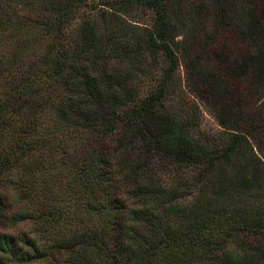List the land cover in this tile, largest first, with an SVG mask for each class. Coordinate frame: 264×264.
Segmentation results:
<instances>
[{
  "label": "trees",
  "instance_id": "obj_1",
  "mask_svg": "<svg viewBox=\"0 0 264 264\" xmlns=\"http://www.w3.org/2000/svg\"><path fill=\"white\" fill-rule=\"evenodd\" d=\"M103 3L65 49L21 61L3 81L0 209L2 176L21 172L9 182L22 208L14 218L32 232L0 233V264H264V0ZM134 5L153 14L136 48L127 33L138 24L127 15ZM75 6L22 26L62 47ZM102 17L113 22L102 28ZM16 21L10 0H0V30ZM132 63L154 81L145 97ZM176 87L194 99L179 111L168 105ZM199 105L222 135L199 130ZM51 114L68 129L54 130L63 145L47 165L36 138ZM67 142L75 154L61 149ZM154 156L177 170L176 182L159 179L165 163L152 164Z\"/></svg>",
  "mask_w": 264,
  "mask_h": 264
},
{
  "label": "rangeland",
  "instance_id": "obj_2",
  "mask_svg": "<svg viewBox=\"0 0 264 264\" xmlns=\"http://www.w3.org/2000/svg\"><path fill=\"white\" fill-rule=\"evenodd\" d=\"M70 1L73 0H12V2L10 0V3H12V6L14 7L16 13V22H18L19 25L10 29L5 26L3 27V30H0V56H4V58H2L5 62L3 66L4 70L0 73V90L4 87V80L9 81V79H13L12 77L14 75H17V70L19 68L18 63L21 64V61H23V64L29 66V64L33 63L34 59L44 57L48 53H52V50L54 52L55 50H62L63 48L65 49L67 47V44H69L71 38H73L74 34L76 33V29L81 25V23L90 16H97L99 12L102 11L104 4L103 2L118 1L119 3H121L122 0H74L76 2V6L71 16V20L69 24L64 28V30H62V47L57 46V43H54L52 38H50L44 31H37L36 28L33 26H30L27 31V27L22 26L24 24L30 23L32 20L39 19L40 21H44L50 18H54V16L60 11V9L63 8L66 4H68ZM99 15L103 14L100 13ZM127 15L132 16V19L138 22V24H132L134 22H129V27L127 29L128 42L135 43L133 45L136 48V45L138 44L137 39L140 37L137 33L141 30V28H143V26H145V24H150L152 22L153 14L150 10L142 8V6L134 5L130 7V10L127 12ZM112 22L110 18L105 19L102 17L100 19V26L102 28H107V26ZM9 27H11V25ZM133 45L131 44V46ZM145 56L147 58L150 57L148 53L145 54ZM130 66L134 68V79H132V81L135 85H137L138 90L140 92V96H147L150 91L154 89V81H151L152 79L150 77L143 76L142 74H140V71H138L139 67H135L133 63ZM178 74L180 75L181 79L184 80L183 71L181 70ZM158 75L159 73L156 71L155 77H157ZM179 75L177 79L180 80ZM188 91L189 90H187V92ZM1 92L2 91H0V94ZM186 93H178V87H176L175 91L172 93V96L169 98L168 105L170 104L171 106H173V108L178 111L181 107H183L181 104L186 105V107H189L191 99H194L191 95H189L188 93L187 95ZM53 118V114L48 115L46 118V125H44L43 123L41 124L42 128L38 130V133H40L42 137L39 136V138L36 139H42L43 147L38 154L33 152L34 154H36L35 156L40 155L41 158H43V162H45V164L47 165L51 164L54 159L53 156L47 155L50 149L57 144H59V146L63 145L59 143L58 140L64 133L59 134L54 130H61L64 132V130L67 131L68 129L64 128V125L62 124L59 125V121L54 118L55 121L58 123L56 124L53 121ZM197 118L199 119V130L203 134L210 135L209 137H217L224 133V130L218 125L214 113L208 107H205L204 105H199V109H197ZM46 127H48L50 131L54 132L55 135H46ZM90 138L92 141L94 138H96V135L95 137L90 136ZM11 143L12 142H7V145H10ZM7 145L4 150L6 152L10 148V146ZM66 147L64 146L61 149L65 151L67 149L69 154H75L77 151V148L75 147L74 143L67 142ZM61 149L58 148V157L57 155L55 157H57L60 162H65L67 164L71 157L68 156L67 153L64 154ZM129 153L131 152L129 151ZM32 156L33 154L30 155V157ZM160 157L161 156H154L152 159V164H155L156 162L159 164L165 163L164 166L158 169L159 179L168 182H176L178 180L177 175H179L177 174V170L172 169L170 163H167V160H163V163L159 161ZM12 172H10V174L9 172L4 174L1 178L4 181V184L6 185L5 193L8 195H6V198L3 197V209H0V233L13 234L16 236L31 234L30 231L32 232V229L30 221L28 222V220L22 219L16 222L14 218L16 214L22 211V208L20 207L21 205L18 203V201L14 198V189L13 186L9 184V182L13 178L16 179L21 177L22 173L16 172L14 170H12ZM118 172L120 174L122 173V171L119 169ZM64 179L66 180L65 183H63L65 185L67 181L69 182V177H67L66 175ZM71 180L72 182H76V178L74 176ZM2 188L3 187H1L0 189ZM53 193L58 196V198H62V194H64L65 191L62 187L60 188L59 186H57L54 188ZM66 194V197H68V193Z\"/></svg>",
  "mask_w": 264,
  "mask_h": 264
}]
</instances>
